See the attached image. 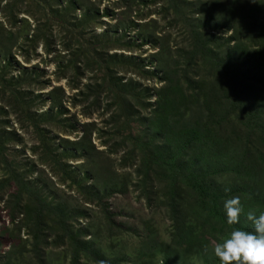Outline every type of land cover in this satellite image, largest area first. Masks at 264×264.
<instances>
[{"label":"rangeland","instance_id":"1","mask_svg":"<svg viewBox=\"0 0 264 264\" xmlns=\"http://www.w3.org/2000/svg\"><path fill=\"white\" fill-rule=\"evenodd\" d=\"M20 1L0 3V66L11 61L5 81L13 79L12 88L20 91L22 102L15 112L14 103L4 106L0 97V113L4 115L0 119L5 121L0 128L9 133L7 138L14 135L17 140L0 151V264H7L13 254L12 258L17 259L20 253L31 261L30 249L36 243L42 245L44 239L37 231L34 235L22 227L37 217L36 187L51 205L65 206L68 216L73 217L71 227L76 233L83 232L84 242L93 244L102 256L118 259L120 264H203L196 252L213 258L211 250L222 238L216 233L203 239L198 235L208 243L206 246L197 243L192 248L172 247V219L189 216L192 225L196 221L200 225L208 213L216 216L217 211L224 210L223 204L218 207L215 202L225 193L228 199L240 197L243 211L239 220L243 229L251 230L246 213L264 212V79L249 81V74L244 76L242 72L254 66L240 60L228 64L230 70L223 72L220 62L207 56L204 49H216L224 62L240 56L243 49L235 48L234 35L245 30L244 23L249 21L264 24V0ZM12 4L19 9L4 8ZM39 27L41 35L49 39L31 44ZM209 34L215 39L206 42ZM77 42L101 71L97 66L83 75L63 70L78 48ZM67 44H71L68 56L63 49ZM252 44L247 41V45ZM253 47L249 53L259 46ZM102 59L115 60L111 64L114 78L131 87L129 92L120 96L110 93ZM257 66L264 71L261 58ZM20 76L22 81L18 83ZM177 84L184 91L193 86L202 90L200 110L188 111L176 96L184 92L177 90ZM89 85L98 91L90 90ZM213 88L217 93H212ZM162 89L169 90L166 93L170 99L163 100V105L170 104L168 113L175 114L176 119L185 114L180 117V126L204 128L209 145L225 149H215L213 154L226 152L224 157L214 159L219 166L213 163L207 167L209 171L219 169L216 171L222 182L214 177L215 194L203 195L187 187L183 196L177 197L174 208L163 191H155V200L146 193L138 176V154L133 162L129 158L124 162L132 146L124 144L122 137L144 134L143 123L131 121L128 130L121 137L117 135L126 123L122 112L133 108L139 121L150 117V111L142 110L143 103L132 95L140 94L155 112ZM227 115L230 123H226ZM213 120L218 121L216 127L211 124ZM178 128L167 132L169 139L177 138ZM215 130L222 140L214 137ZM200 157L198 161L206 159ZM86 177L91 181L83 188L79 184ZM31 186L34 193L28 196ZM91 189L102 198L110 195L109 200L100 202L91 197ZM22 198L26 204L16 209ZM13 206L21 213L16 220L9 209ZM44 218L48 220L46 215ZM48 227L47 263L73 264L72 252L76 249L60 237L57 227ZM79 264L97 262L91 256Z\"/></svg>","mask_w":264,"mask_h":264},{"label":"trees","instance_id":"2","mask_svg":"<svg viewBox=\"0 0 264 264\" xmlns=\"http://www.w3.org/2000/svg\"><path fill=\"white\" fill-rule=\"evenodd\" d=\"M2 1L4 0H0V3ZM262 1L263 0H261V2ZM20 3H23V1L21 0ZM172 4L176 3L172 2ZM6 5H4V8L6 9H19L16 4L8 5L7 7ZM71 5L74 8L76 6L74 1L71 2ZM68 12L69 9H67V13ZM14 17L15 16H13L11 19L14 20ZM244 25L246 29L241 30L239 34L237 33L238 36L234 35V40H236L235 48L237 49V51L243 49L242 54L236 59H233L230 62H224L222 58L218 55L216 49H204V51L207 56H211L212 60L220 62L218 65L223 72H227L230 70L228 64L236 63L239 60L241 62H245V64L243 63L244 65H253L254 67L251 68L250 71L242 72V74L244 76L249 74V81H259L260 78L264 79V71L261 72V70H259L260 66H257L260 58L262 61H264V55L262 53L264 52V38L261 39L264 34L261 33L264 32V24L260 21H249L247 23H244ZM41 33L42 28L39 27L37 33L32 36L30 43L37 44L39 41L42 40H46L47 42L49 36L41 35ZM214 39L215 38L213 37V35L209 34V37H207L206 42H210L211 40L213 41ZM245 39L246 41H244ZM73 40L76 41L75 39ZM247 41L253 42V44H258V49L249 53L250 48L253 49L254 47L253 44L247 45ZM228 44L229 43H227V45ZM77 45L78 48L74 51L72 59L63 70H65V72L67 70L71 72L74 71V73H77L79 75H83L86 72H91V70H94L96 66L100 70L101 67L99 64H96V66H94L88 59L87 54L89 52L87 53V51H83L79 42H77ZM63 49L64 51H66V55L68 56L71 52V44L65 45ZM96 53H99L98 50H96ZM190 60H192V57L190 58ZM102 61L105 64L104 70L107 71L105 75L108 77L110 85L113 86V88H111L110 86V89L112 91L110 93H112L113 95L117 94V96H120L125 92H129L131 90V87H125L122 83H120L119 80H116L114 78L115 75L113 73V69L115 68L112 67L111 64L114 63L115 60L108 61L106 59H102ZM187 65H189V63ZM10 66V60H8L4 66H0V97H2L4 106H6V103L10 106V103L13 102L14 108L12 106L11 107L16 112V110L21 109L22 102L20 101V91L15 87L12 88L13 79L9 78L7 80L8 82L5 81L6 73L10 70ZM80 71L82 73H80ZM140 73H143L142 69H140ZM62 74H64V72ZM242 74L238 79L239 85L242 84ZM21 81L22 77L20 76L16 82L20 83ZM8 87H11V89ZM175 87H178V91H184L183 87L180 84H177ZM87 88L91 90L93 86L89 85ZM93 89L96 92L98 91L96 87ZM166 91L169 90L162 89V91L159 92V99L156 104V113L150 110L152 109L151 105H149L147 102H143V97H139L140 94H136L134 96L132 95V98L134 97L137 102L143 103L142 110L150 111V117L146 119V121H139L136 117V112L133 110V108H131L129 111L122 112L121 115L124 116V119L126 120L124 122L126 123L119 127L117 135L118 137H121V133L128 130L131 121L143 123V126L146 127V132L144 134H137L136 137H130L128 139L122 137V142L124 144L128 143L132 146V150L127 154V157L124 159V162H128L127 158H129L133 162V160L135 159V154H138L140 162L137 168L139 171L138 176L141 179L140 183L145 188L146 193H150L149 195H151L152 199L155 200V191H163V196H168L167 200L169 202L170 207L172 206L174 208L176 206L177 197H182L183 192L187 187L189 189L191 187L192 189L199 191L203 195L215 194V192L217 191V181L214 177H217L218 182H222L221 177L217 172L219 169H216L217 171H209V168L207 167L210 166L209 164L215 163L214 159L224 157L226 155V152H220L217 155L213 154V151L215 149H225H223V147L210 146V139L205 135L207 130H205L204 128L191 127L187 124H183L180 126V117L183 113L179 114L178 118L176 119L175 114L168 113L169 110L167 109V107L170 104L166 103L163 105V100L167 97ZM199 91L202 93V90L198 86H193L187 91H184L183 95L177 93L176 96L179 97V99L181 100V102H183L184 106L188 109L189 112H194L200 110L199 96L203 98V93L201 95ZM211 91L212 93H217L215 88L211 89ZM197 93L199 95H197ZM0 115L4 117L2 113H0ZM228 117L229 115L225 117L226 123H230ZM251 120L255 119L251 118L250 121ZM3 123H5V121L3 119H0V124L4 125ZM211 124H215L216 127L218 125V121L213 120ZM209 125L210 124L206 125L205 127H208ZM174 127H180L176 130L177 138L169 139L167 132L170 129H174ZM8 135L9 133L6 134L4 132L3 127H1L0 151H3L5 149V146L10 142L17 141L14 135L10 136L11 139L7 138ZM214 137L222 140L216 135V130ZM221 137L224 138L225 135H222ZM157 141H159L160 146L157 145ZM202 155L204 156L203 158L206 159L204 161H198V158H201L200 156ZM201 163L205 164L201 166L196 165ZM215 164L219 166L218 163ZM11 165L12 164L10 163L8 164V166ZM13 174L17 176L18 173H15V171H13ZM12 178H14V176ZM92 178L94 179V177ZM59 179L62 183H66L65 179L62 176H59ZM85 179L87 180L81 182L79 184L80 186L90 183L91 178L89 179V177H86ZM153 183H155V185ZM83 188H85V186H83ZM36 190L38 191V196L36 197L35 202H37L39 205L36 212L37 217L35 218V220H33V222H29L26 225H22V227L27 228V231H32L34 235L35 231H37L39 236L44 240L41 242L42 245L36 243V247L30 249V251L33 253V258L31 261L28 258H25L24 254L20 253L17 259L12 258V256L16 255L13 254L7 264H48L46 252L49 248L47 244L49 241L46 232V228L48 226L46 224H49L48 229H52V226L57 227L61 233L60 237L65 239L66 242L70 243L71 246L76 249L75 252H72L73 264H79L81 260L88 261L90 260L91 256L95 258L97 264H120V261H118V259L112 260L111 257L107 258L105 256H102L100 251L97 250V248L93 246V244L84 242L83 238L85 239V235L82 234L83 232L81 233L79 231L76 233L71 227L73 226V217L68 216L65 206L55 207L51 205L46 198H43L41 192L37 187ZM33 193L34 191L31 186L30 191L27 195L32 196ZM90 196L95 197L100 202L107 201L110 198V195L106 196L105 198L99 197L98 193L94 189H91ZM226 199H228V195L225 193L223 197L217 199V201L215 202V206L219 207L224 203ZM89 201L92 200L90 199ZM203 201L204 200H201V203L199 204L200 206ZM23 203L26 204V200L22 198L20 201L17 202L18 205L16 209L22 207ZM9 209L11 210L13 220H16L21 216V213L16 210L14 206ZM45 215L48 219L46 221L44 220ZM214 215V213H208L207 216H205V221L200 225H198L197 221L194 222V224L192 225V221L190 220L189 216H187L185 219H177V221L172 219V247H174V245H179L180 247L188 246L192 248V246L197 243H199L198 246H206L208 243L206 241L200 240L197 237L198 235H200V237L203 239L207 235L216 233L218 235L217 237L224 238L227 237L228 234L234 228H244V225L241 220H239L236 225H229L226 222L224 210L217 211V215ZM80 216L83 217V215ZM105 216L107 217V214H105ZM212 216H214V218L212 220H209L210 218H212ZM187 222H189V224H187ZM197 227L198 230L196 231ZM107 233L109 235V230H107ZM192 236L196 237L194 238ZM151 241L158 244V241H155L154 239H151ZM196 254L201 258L203 264H219V261L215 257L209 258L208 255H202L198 252H196ZM180 257L184 258L185 256L180 255ZM167 261H170V258L165 260L166 263Z\"/></svg>","mask_w":264,"mask_h":264},{"label":"clouds","instance_id":"3","mask_svg":"<svg viewBox=\"0 0 264 264\" xmlns=\"http://www.w3.org/2000/svg\"><path fill=\"white\" fill-rule=\"evenodd\" d=\"M226 222L236 225L243 211L240 197L233 196L223 203ZM251 230L234 228L227 237L214 244L212 255L219 264H264V212L246 213Z\"/></svg>","mask_w":264,"mask_h":264}]
</instances>
